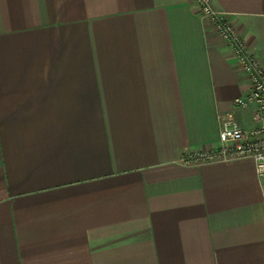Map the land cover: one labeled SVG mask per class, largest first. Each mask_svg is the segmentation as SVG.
<instances>
[{"label": "crops", "instance_id": "obj_1", "mask_svg": "<svg viewBox=\"0 0 264 264\" xmlns=\"http://www.w3.org/2000/svg\"><path fill=\"white\" fill-rule=\"evenodd\" d=\"M249 89L194 0H0V264H264L254 162H180Z\"/></svg>", "mask_w": 264, "mask_h": 264}, {"label": "built area", "instance_id": "obj_2", "mask_svg": "<svg viewBox=\"0 0 264 264\" xmlns=\"http://www.w3.org/2000/svg\"><path fill=\"white\" fill-rule=\"evenodd\" d=\"M200 16L210 23L218 37L246 75L250 89L235 98L233 109L217 115L219 144L216 147L184 149L180 162L198 166L215 162L250 159L259 180H264V64L238 30L229 13L214 7L213 0H194ZM238 111H251V126H243ZM264 194V188H263Z\"/></svg>", "mask_w": 264, "mask_h": 264}]
</instances>
